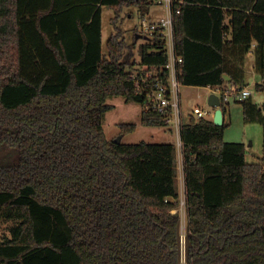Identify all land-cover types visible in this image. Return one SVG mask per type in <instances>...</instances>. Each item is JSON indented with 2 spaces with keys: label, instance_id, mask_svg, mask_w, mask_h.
I'll use <instances>...</instances> for the list:
<instances>
[{
  "label": "trees",
  "instance_id": "1",
  "mask_svg": "<svg viewBox=\"0 0 264 264\" xmlns=\"http://www.w3.org/2000/svg\"><path fill=\"white\" fill-rule=\"evenodd\" d=\"M154 3L0 0V218L12 221L0 264H181L176 145L116 143L102 126L110 95L138 102L141 124L167 125L131 77L167 74L164 37L152 32L132 61L137 39L127 44L118 24L125 7L145 14ZM103 6L113 10L106 54ZM170 11L182 85H247L254 44L264 89V0H170ZM236 102L263 127L257 161L223 139L224 120L189 115L179 128L185 264H264V114L249 97Z\"/></svg>",
  "mask_w": 264,
  "mask_h": 264
},
{
  "label": "rangeland",
  "instance_id": "2",
  "mask_svg": "<svg viewBox=\"0 0 264 264\" xmlns=\"http://www.w3.org/2000/svg\"><path fill=\"white\" fill-rule=\"evenodd\" d=\"M131 10L135 7H130ZM150 13L139 14L136 11L129 17H124L119 21V26L122 30L123 37L127 44H130L135 39V28L138 29V33L142 34L136 40L135 47L131 50V60H138V46L141 43L147 41L148 36L151 34L141 29L142 17L148 22L150 20H157L166 16L167 8L166 3L163 1L161 4L151 5ZM113 16V10L106 6L102 7L101 20H102V51L106 54V40L113 33V26L111 23V17ZM144 36H147L145 38ZM129 49H126L128 52ZM255 49L251 48L244 56V71L247 79V88L250 89V95L248 96L251 101L258 104L261 112L264 114V89L256 90L254 84L257 82L256 71L252 69V64L255 66ZM134 70V69H132ZM253 70V72H251ZM135 71V70H134ZM214 87H202V86H190L180 85V112L181 122L187 121L189 118V112L191 106L197 104L201 107H207L208 96L213 93ZM105 103L111 105V108L103 113L102 126L107 139L114 140L119 133L120 123H135L136 129L125 135H122V143H136L141 140L152 143H166L171 142L176 145V160H177V172H178V190L183 183V170L182 160L180 154V147L178 137L175 132L174 124L167 125H143L140 122L141 117V105L135 101H126L122 96L110 95L106 98ZM224 121L228 125L224 129L223 139L225 141L243 142L246 144V160L248 162L257 161L259 156L263 152V127L258 122H245L243 120L242 105L239 102L232 101L229 104L228 111L225 113ZM178 152V153H177ZM181 197H183V191L181 189ZM183 205H180V222L178 225V232L183 233L186 227V211ZM12 224V221H7L0 218V231H4L8 226ZM178 233V235H179ZM184 264V262H182Z\"/></svg>",
  "mask_w": 264,
  "mask_h": 264
},
{
  "label": "built area",
  "instance_id": "3",
  "mask_svg": "<svg viewBox=\"0 0 264 264\" xmlns=\"http://www.w3.org/2000/svg\"><path fill=\"white\" fill-rule=\"evenodd\" d=\"M166 3L167 14L157 20L146 21L142 17L141 29L152 33L158 31L165 40V47L168 53V62L165 65L167 74L165 76H158L157 69H148L145 73H138L134 71L131 77L136 79L137 91L144 93L145 103L144 109H153L161 114L167 124H174L176 135L179 139V128L181 125L180 112V85L178 79V64L181 63L182 58L175 54L172 38V13L170 11V0H164ZM210 87V86H209ZM213 93L217 94L220 103L230 104L232 101L236 102L250 95V89L246 86H240L234 82H227L224 86H213ZM211 88V87H210ZM214 109L207 105L206 108L197 104L191 106L189 115L194 118H210L212 119ZM181 144V142L179 143ZM180 205L184 204L183 197H179V206L172 209V212H178L180 216ZM185 213V211H184ZM183 233H179L178 246L180 262L186 259L187 249V226Z\"/></svg>",
  "mask_w": 264,
  "mask_h": 264
},
{
  "label": "water",
  "instance_id": "4",
  "mask_svg": "<svg viewBox=\"0 0 264 264\" xmlns=\"http://www.w3.org/2000/svg\"><path fill=\"white\" fill-rule=\"evenodd\" d=\"M140 36H142V34L136 33L135 38L137 39ZM144 37L147 38V36H144ZM207 105L211 106L214 109L213 116H212L213 123L216 125H221L223 123L224 116H223V112L221 109V103H220V100L217 94L211 93L208 96ZM121 137H122V134H119L117 138L113 140V142H116V143L120 142Z\"/></svg>",
  "mask_w": 264,
  "mask_h": 264
},
{
  "label": "crops",
  "instance_id": "5",
  "mask_svg": "<svg viewBox=\"0 0 264 264\" xmlns=\"http://www.w3.org/2000/svg\"><path fill=\"white\" fill-rule=\"evenodd\" d=\"M164 0H155V3L153 4V5H155V4H161L162 2H163ZM132 7H134V6H132ZM167 7V6H166ZM134 11H136L137 13H139L138 12V8L137 7H135V8H133L132 10H131V8L130 7H125L124 9H123V11H122V13H121V17H120V20L124 17V15H128L129 17L132 15V13L134 12ZM148 14L150 13V8H149V10H148V12H147ZM119 20V21H120ZM114 31V30H113ZM252 48H254V44H252ZM252 69H254V71H256V69H255V66H254V64H252ZM245 69H244V67H243V71H244ZM251 72H253V70H251ZM256 75H257V82L260 80V77H259V74L257 73V71H256ZM244 82H245V84H247V79H246V74H245V71H244ZM225 78H227L226 76H225ZM203 87V86H202ZM223 116H225V115H223ZM223 120H224V117H223ZM178 153V152H177ZM180 154H181V152H180ZM181 156V155H180ZM182 162V161H181ZM181 189H182V191H183V194H184V185H183V183L180 185V187H179V197H180V195H181Z\"/></svg>",
  "mask_w": 264,
  "mask_h": 264
}]
</instances>
